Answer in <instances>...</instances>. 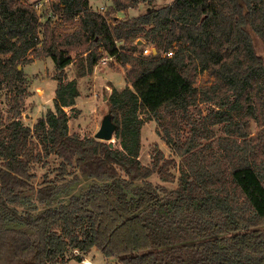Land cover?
Masks as SVG:
<instances>
[{
    "label": "trees",
    "instance_id": "obj_1",
    "mask_svg": "<svg viewBox=\"0 0 264 264\" xmlns=\"http://www.w3.org/2000/svg\"><path fill=\"white\" fill-rule=\"evenodd\" d=\"M56 1L79 24L63 39L49 23L40 37L33 4L0 0V91L10 97L6 113L0 108V264L81 262L93 248L121 264H264V129L258 139L249 132L251 119L264 125V58L253 40L264 47V0H112L111 13L146 9L110 21L90 0ZM138 38L156 53L134 55ZM39 46L57 85L53 109L30 127L20 120L21 67ZM99 48L129 65L131 88H114L108 99L120 148L70 133L64 110L79 96L77 82L66 81L70 53L84 51L77 74L85 76ZM205 72L213 82L195 86ZM206 103L214 108L204 115ZM152 119L179 163L157 146L149 166L140 162L142 126ZM52 156L56 175L35 184L37 166ZM153 174L177 187L152 183ZM81 178L93 183L54 206Z\"/></svg>",
    "mask_w": 264,
    "mask_h": 264
},
{
    "label": "rangeland",
    "instance_id": "obj_2",
    "mask_svg": "<svg viewBox=\"0 0 264 264\" xmlns=\"http://www.w3.org/2000/svg\"><path fill=\"white\" fill-rule=\"evenodd\" d=\"M21 1V0H20ZM174 0H157L156 7H163L172 3ZM29 4L34 5V9L39 16V20L42 24L40 26V37L43 38L42 32L44 25L49 23L50 28L54 32L56 38H66L76 33L78 30V20L72 22L66 21L62 15L61 8L55 6L56 0H26ZM112 0H90L91 10L100 14L107 15L106 18L112 20V16L117 20L129 19L140 13H143L146 9L145 6H139L137 9H130L126 12L111 13ZM254 37V36H253ZM255 51L264 58V47L260 40L256 37L253 38ZM122 42H117V46H120ZM137 50L133 53L136 56L150 55L143 54V48H146L151 54L156 53L155 46L151 43H145L142 38H138L134 43ZM41 46V45H40ZM36 48L35 52H30L27 57L30 62L23 64L21 67L26 78V96L24 98L23 106L21 108L20 120L23 124L32 127L39 118L45 116L48 110L53 109V100L55 98V88L57 81L55 80L54 64L51 58L46 57L40 53V48ZM103 56L96 63L92 70V74L79 76L77 74V66L80 58H84V51L77 49L70 53V56L74 58V63L69 65L65 69L66 81L75 80L77 91L79 96L75 101L74 106L66 107L64 110L68 113L69 121L68 128L70 133L80 135L81 137H94L97 131L100 129L102 119L109 114L110 105L108 102L109 96L112 93V89L122 90L125 87L131 88L127 81L128 64H124L116 57H111L102 48L98 49ZM141 52V53H140ZM160 54H163L161 52ZM213 82V78L207 73H199L194 77L195 86H209ZM9 94L7 90L0 91V108L1 112L6 113V108L9 102ZM204 115H206L214 107L210 103L199 105ZM216 109V108H215ZM192 113L194 107L191 109ZM145 111H141V116L145 117ZM183 131H187L188 128L184 124L181 125ZM141 132V150L139 153V160L143 165H150L153 148L159 147L165 158H173L175 162L179 163V158L175 156L172 150L165 145L160 135L158 134L157 124L152 120H148L142 126ZM223 125L212 127L214 133L217 136L224 135L222 130ZM264 129L263 124H259L254 119L249 120V132L250 137L258 139L261 132ZM114 148H120L119 142L113 137L110 141ZM58 161L55 157H50L48 160V166H37L35 184L41 183L44 175H47L50 179L54 178L56 172L55 168L58 167ZM175 175L178 172L172 168ZM154 184H162L168 189L176 188L177 182L172 184L163 183L159 180L156 174H153L149 178ZM93 181L81 178L80 181L73 185L71 188L64 190L53 200V205L58 206L63 202H68L70 196L79 195L89 187ZM34 197L31 196V205H35ZM29 205L20 207L21 212H25ZM37 210H42L43 207L37 205ZM83 261L70 259L67 264H121L118 258H108L102 255L97 249L93 248L88 253L83 254ZM73 260V261H72Z\"/></svg>",
    "mask_w": 264,
    "mask_h": 264
},
{
    "label": "water",
    "instance_id": "obj_3",
    "mask_svg": "<svg viewBox=\"0 0 264 264\" xmlns=\"http://www.w3.org/2000/svg\"><path fill=\"white\" fill-rule=\"evenodd\" d=\"M18 69H20V67ZM115 127L116 126L113 124L112 117L110 116V114L106 115L102 119L99 127L100 129L97 131L94 138L97 140L99 139L101 141L108 142L109 146L113 148L114 146L112 145V143H110V141L112 140L114 132L116 130Z\"/></svg>",
    "mask_w": 264,
    "mask_h": 264
},
{
    "label": "built area",
    "instance_id": "obj_4",
    "mask_svg": "<svg viewBox=\"0 0 264 264\" xmlns=\"http://www.w3.org/2000/svg\"><path fill=\"white\" fill-rule=\"evenodd\" d=\"M143 54H146V55H150L152 52L150 51H148L146 48H143ZM164 55L166 56V57H171L172 55H173V53H171V52H168V53H164ZM84 263H85V261H84ZM86 264V263H85Z\"/></svg>",
    "mask_w": 264,
    "mask_h": 264
},
{
    "label": "crops",
    "instance_id": "obj_5",
    "mask_svg": "<svg viewBox=\"0 0 264 264\" xmlns=\"http://www.w3.org/2000/svg\"><path fill=\"white\" fill-rule=\"evenodd\" d=\"M73 261V260H72ZM67 263H69V262H67ZM67 263H65V264H67Z\"/></svg>",
    "mask_w": 264,
    "mask_h": 264
},
{
    "label": "bare ground",
    "instance_id": "obj_6",
    "mask_svg": "<svg viewBox=\"0 0 264 264\" xmlns=\"http://www.w3.org/2000/svg\"><path fill=\"white\" fill-rule=\"evenodd\" d=\"M86 263V262H85Z\"/></svg>",
    "mask_w": 264,
    "mask_h": 264
}]
</instances>
